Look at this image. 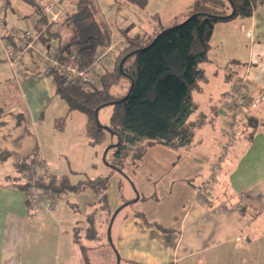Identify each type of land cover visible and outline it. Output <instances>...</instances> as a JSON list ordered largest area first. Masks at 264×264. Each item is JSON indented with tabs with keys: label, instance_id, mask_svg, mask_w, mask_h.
<instances>
[{
	"label": "crops",
	"instance_id": "0c3cea01",
	"mask_svg": "<svg viewBox=\"0 0 264 264\" xmlns=\"http://www.w3.org/2000/svg\"><path fill=\"white\" fill-rule=\"evenodd\" d=\"M152 1L149 0L148 6L142 11L148 12ZM184 1L186 3L183 8L173 11L172 21L168 26L172 25L173 20L180 15H183V19L189 17L192 0ZM259 1L253 16L237 17L215 24L208 58L199 65L197 88L194 93L201 91L202 80L209 86L212 72L217 74L221 72L225 91H222V95L209 91L205 105L198 103L193 93L198 109L191 119H201L193 141L180 148L159 144L179 152L181 163L176 162L172 170L182 169L181 173L177 178L168 179L173 198L177 200L185 197V192L183 196V193H178L181 186H177L178 196L175 195L176 182L190 176L192 172L199 171L204 176L200 178L197 190L185 185L184 182V190H189L187 205L183 203L180 207H176V202L174 205L163 207L164 193L162 195L160 185L162 186L165 181L158 176H150L145 181L140 175L141 187L145 191L142 194L140 191L138 199L142 201L141 209L128 211L120 220L117 229L116 248L121 254V263L125 261L127 264H264V103L253 112L259 125L253 133L251 132L252 134L248 133L243 123L237 126H241L242 132L248 133L246 139H242L236 129L231 132L233 100L228 98H231L230 93L241 77L237 79V74L227 73L228 62L234 58L222 57L220 51L226 37L229 43L230 37L235 33L239 34L240 38L248 35L250 42L253 40L255 42L257 37L259 42H264V0ZM99 3L110 24L112 36L115 33L121 35L127 33L131 36L147 33L153 36L168 27L162 21L157 25L154 23L152 26L147 25L148 21H151L150 17L153 20L154 17L158 18L159 12L151 16L147 13V17L144 18L141 16L142 12L135 7L117 8L115 0H99ZM9 13L14 16L13 20L20 23L14 25L13 31H8L6 26L0 27L2 49L0 156L8 153L7 158L0 160V264H59L60 258L57 260L56 251L59 248L60 253L64 231L69 235L71 233L69 245L74 244L79 250L77 264H91V260L85 254L86 249L99 247L102 244L103 236L107 235L108 225L105 230H102V227L108 215L116 211L124 201L128 200L131 204L137 200L125 198L122 190L119 189V182L110 179L109 206L105 211L100 209L98 198L90 188L78 192L53 194L48 192L49 196L59 197L62 200V202L59 200L58 206L51 211L45 209L39 202L28 201L25 190L20 186L27 171L22 167H33L41 161L43 170L46 169L59 178L54 169L44 167V156L36 138L39 134L38 128L46 125L44 112L55 94L59 96L53 76L46 71L48 61L40 62L37 52H56L58 46L53 42V46L49 47L41 38L39 44L46 49L45 51L35 48V58L32 49L18 59L16 65L9 66L5 59V48L10 46L14 51H18L28 38V34L34 31L37 33L38 21L33 9L22 0H0V23ZM3 25H6L5 21ZM59 29L64 34L63 42L69 43L72 40L71 29L68 26H61ZM229 30H232V33L227 35ZM219 32L221 35L216 50L215 38ZM215 51L217 52L214 54ZM212 52L214 56H211ZM254 60L255 49L251 46L248 61L246 57L242 61L255 64L257 67V62ZM102 68L100 70H105L107 67ZM249 68L250 65L246 68L248 77ZM239 72L238 76H242L241 71ZM261 77L249 79L252 94L264 90ZM207 86H204L205 89ZM68 112H71L69 108ZM58 113L61 112H53V114ZM65 117V115L56 116L54 121L58 124L60 119ZM86 123L87 117L83 128L84 136H86ZM63 125L60 127L62 130ZM207 134H213L216 138L215 143L208 146V155L214 159L212 162L202 155L191 157L194 140L198 135ZM86 139L89 141L87 136ZM149 145L152 147L156 144ZM227 159L230 160V164H223ZM137 161L143 160L139 158ZM195 163H198L196 165L198 170L194 169ZM137 164L139 168L140 162ZM141 171L148 170L141 168ZM86 178L91 177L81 178L79 182ZM67 204L69 210L76 214L75 218H68ZM156 205L161 206V209ZM172 206L175 207L170 210ZM145 209L149 212H143ZM118 216L119 213L115 220ZM87 218L90 220L89 223L94 219L92 225L96 226V238H89L87 235V229L85 230L84 227ZM114 256L111 255L110 263Z\"/></svg>",
	"mask_w": 264,
	"mask_h": 264
},
{
	"label": "trees",
	"instance_id": "16d2710c",
	"mask_svg": "<svg viewBox=\"0 0 264 264\" xmlns=\"http://www.w3.org/2000/svg\"><path fill=\"white\" fill-rule=\"evenodd\" d=\"M22 1L38 16L37 33L44 30L40 38L49 47L55 41L58 45V58L63 62L71 54H76L77 64L88 67L93 63L98 48L111 41L110 24L99 0H76L74 10L65 12L62 21L51 24L44 9L46 0ZM115 1L119 9L135 7L144 10L149 3V0ZM258 1L192 0L189 17L181 24L164 28L153 36L147 33L133 36L120 34L127 46L116 55L114 61L106 65L105 70H100L102 85L99 89L86 90L79 81L68 80L61 70L54 68L52 76L57 93L66 101L69 111L78 110L86 115L85 135L91 145L105 144L106 148L120 139V145L109 150L107 161L128 175L126 170L142 158L147 145L163 144L180 148L193 141L195 131L201 124V119H191L198 109L193 93L197 88L199 65L208 58L215 24L237 17L253 16ZM233 9L235 13L231 18L218 17L231 14ZM61 26L71 29L72 40L67 44L63 42L64 34L59 29ZM131 52L135 53L125 60L121 72L119 65ZM132 80L134 86L130 95L121 102H115L127 95ZM230 94L234 101L232 92ZM108 105L113 106V112L107 126L114 134L99 126L95 118V110ZM242 123H246L252 133L259 125L253 114L250 117L243 115L236 120L231 119L233 132ZM7 157L8 153H5L0 156V160ZM22 168L27 170L24 174H29L32 169L30 166ZM113 171L120 172L116 168ZM111 177L112 174H107L71 184L68 178L58 180L44 169L40 172L36 186L52 194L90 188L98 198L100 209L105 211L109 206ZM20 186L25 190L29 202H39L31 182H22ZM125 203L130 204V201L126 200L122 205ZM91 224H94V219ZM96 236L93 227L88 237Z\"/></svg>",
	"mask_w": 264,
	"mask_h": 264
},
{
	"label": "rangeland",
	"instance_id": "374dc122",
	"mask_svg": "<svg viewBox=\"0 0 264 264\" xmlns=\"http://www.w3.org/2000/svg\"><path fill=\"white\" fill-rule=\"evenodd\" d=\"M261 1V0H260ZM259 1V2H260ZM184 0H153L151 3V6L147 12V10L142 11L139 10L141 13V16L146 18L147 13L153 14L155 12H159L158 18L154 17L149 18L151 21H148L147 25L152 26V23L157 25L161 21L168 24L172 21V14L173 11L180 10L185 5ZM182 14V13H180ZM183 15H180L179 18H175L173 20L172 25L165 27V29L175 26L176 24L183 23L187 18L183 19ZM14 16L9 13V15L5 18L6 25H3L2 21L0 24V27L6 26L8 28V31H13V27L15 24L20 23L17 20H13ZM176 20V21H175ZM259 20H261V17H259ZM239 21V20H238ZM237 23V22H232ZM233 25V24H231ZM239 25V24H238ZM161 30V29H158ZM157 30V31H158ZM232 30H229L227 35H230ZM160 31H158L159 33ZM33 35L36 34V32H32ZM220 32L215 38V47L216 50H218V41L220 37ZM251 35H249L250 37ZM230 42L228 43V39L226 37L225 41L221 45L220 51H222L221 56L227 57V58H234L228 62V68L227 73L229 74H237V79L242 77L245 72L248 65H250L249 68V79L252 80V78L260 79L259 76L264 77V42H259L258 37L255 38V42H250V39L248 41V35H243L242 38L239 37V34L235 33L233 34V37H230ZM41 41H37L34 43V51L36 58V49L40 50H46L42 45H40ZM58 46V45H57ZM254 47L255 49V62L258 65L256 67L255 64L251 65L250 63H243V58H249L250 54V47ZM217 51L214 52V54ZM219 52V51H218ZM235 52V53H232ZM0 54H2V49L0 47ZM213 52L211 56H214ZM4 55V54H3ZM1 56V55H0ZM233 56V57H232ZM215 58V57H214ZM6 62L10 66L9 60L6 58ZM18 61V60H17ZM16 61V63H17ZM15 63V65H16ZM202 63V62H201ZM200 63V64H201ZM217 66V64H215ZM15 70V68H14ZM16 71V70H15ZM241 71L242 76H238V72ZM240 74V72H239ZM258 74V75H257ZM261 77L262 81L264 82V79ZM125 84L128 82L124 81ZM209 86H207L208 83H204L203 80L201 82L202 89L201 91H196L194 93L195 100L198 101V103H202V105H205L206 98L210 93L216 92L222 95V91L224 90V83L223 80H221V72L218 74L216 72H212L210 79H209ZM204 86H207V89H205ZM233 99L232 97L228 98ZM54 111H59L61 113L53 114ZM113 112V106L108 105L102 108L99 111V120L103 125L109 124L111 114ZM67 113V114H66ZM65 118H61L59 123L57 124L54 121V118L56 116H61ZM44 119L46 120V125L43 128H38L39 134L36 136L37 138V145L40 148V150L43 153L44 156V167L46 168H52L53 171L57 174V176L61 179L62 176H66L68 178L69 182L71 184H77L81 178L84 177H91L95 178L98 176L106 175V174H112L111 179H116L119 182V189L122 190V193L125 198H134L136 199L138 195H140L144 191V189L141 187V179L139 178L140 175L142 176V180H147V178L150 176L152 177H161L162 181H165L162 186L160 185V191H162V195L164 193V196L162 198V206L168 207L170 205H175L176 207H180L183 203L187 205L188 201V195L187 193L189 190H184L183 183L185 182V185H190L192 189L197 190V187L199 186V180L204 175L197 171L192 172L190 176L184 177L183 175H186V173H183L182 177L186 178L184 180L181 179L176 182L175 184V195L177 194V186H181V189H179L178 193L185 192L184 199H175L173 198L174 195H171V191L169 188V178H177L179 174L181 173L182 169L172 170L173 167L177 164L176 162H180V157H178L179 152L177 150H171L167 149L166 147L156 144L152 147L150 145H147L145 148V152L143 153L142 160L143 161H137L126 170V173L128 175L122 174L120 172L113 171V168L108 166L106 162L103 159L104 151H105V144L103 145H91L89 144L88 139H86V136H84L83 128L86 120V116L84 113L73 110L70 113L68 112V105L65 101H63L59 96L55 94V97H53L48 109L44 112ZM64 123V125H63ZM64 126V129H60L61 126ZM244 128L249 132L252 131L251 128L247 126L245 123ZM236 132L238 131L241 138L247 137L248 133L242 132L241 126H237ZM116 140V138L114 139ZM216 141L215 136L213 134H207V135H198L197 138L194 140V147L192 148L193 153L191 154V157H199V156H205L209 159V161H213L214 159L211 158V155H208V146L213 145ZM189 151V149H188ZM176 156V157H175ZM179 160V161H178ZM230 160L227 159L223 162L225 165H229ZM140 162V166L138 168V164ZM195 162V160H194ZM181 163V162H180ZM184 163V162H183ZM200 163V162H199ZM142 164V165H141ZM193 164V163H192ZM198 163H195L194 169L198 170L199 168L196 167ZM194 165V164H193ZM141 168H144L145 170H148L146 172H142ZM150 172V173H149ZM53 174V173H51ZM152 174V175H151ZM193 174V175H192ZM192 176V177H191ZM168 177V178H167ZM190 177V178H189ZM58 178V180H60ZM153 185V184H152ZM182 190V191H180ZM184 193L182 194V196ZM49 196V195H48ZM178 196V195H176ZM181 196V197H182ZM51 197V196H49ZM52 199H58L60 202L62 200L59 197H51ZM180 198V197H179ZM141 203L142 201H135L134 203H131L127 205L125 208L121 209L119 211V216L115 220V223L113 225L111 237H112V243H110L108 236H103L104 240L102 244L99 247H93L91 249H86L85 254L88 255L89 259L91 260V264H120L121 263V254L119 253L117 246V229L120 225V220L128 213L130 210H136L139 211L141 209ZM122 206V205H121ZM119 206L118 208H120ZM161 209V206L156 205ZM174 206V207H175ZM174 207L172 206L170 210H173ZM55 209V208H54ZM67 216L68 218H75L76 214L69 210L70 207L67 204ZM117 210V209H116ZM145 213L149 212L148 210L143 211ZM57 216V215H56ZM106 222H104V225L102 227V230L107 228V222L109 221V217ZM77 217H79L77 215ZM89 218V217H88ZM86 219L85 223V230L87 229V235H90L93 232V225L88 222L89 219ZM94 218V217H90ZM95 219V218H94ZM90 221V220H89ZM96 227V226H95ZM67 227H65V230ZM86 234V231H84ZM71 235V233H70ZM68 233L64 231V238L61 242V249L59 253V248L56 251V258L59 259V264H77L78 256H79V250L76 248L74 244L69 245V237L71 238ZM86 235V236H87ZM87 243V242H86ZM89 244V243H87ZM91 245V244H90ZM93 245V244H92ZM114 253V254H112ZM111 255H115L114 258L111 261ZM118 255H120V261H118ZM121 264H127L125 261H123Z\"/></svg>",
	"mask_w": 264,
	"mask_h": 264
},
{
	"label": "built area",
	"instance_id": "2783aa9c",
	"mask_svg": "<svg viewBox=\"0 0 264 264\" xmlns=\"http://www.w3.org/2000/svg\"><path fill=\"white\" fill-rule=\"evenodd\" d=\"M76 0H46L44 9L49 19V24L62 21V15L67 11L75 9ZM40 33L28 34V38L22 44L18 51L10 46L5 48V54L11 65H15L16 61L23 57L28 51L34 49V43L40 41ZM55 43V41H52ZM126 43L119 33L113 34L108 45L99 47L93 63L88 66H79L77 64V55L71 54L69 59L65 62L59 60L58 51L46 53L42 51L37 52V58L40 62L48 61L46 71L52 75V70L58 68L61 70L65 78L68 80H77L86 90H96L101 87V73L100 69L114 61L116 55L126 48ZM234 97L231 119L236 120L241 116H252L253 112L264 103V90L258 94H252L251 85L248 77V71L244 76L238 79L232 89ZM234 127H231V132ZM43 170L41 161L36 163L29 174L23 175L24 182H31L33 185V192L39 203L47 210L51 211L58 206V199H52L42 189L36 186L39 181L40 172Z\"/></svg>",
	"mask_w": 264,
	"mask_h": 264
},
{
	"label": "water",
	"instance_id": "95a60500",
	"mask_svg": "<svg viewBox=\"0 0 264 264\" xmlns=\"http://www.w3.org/2000/svg\"><path fill=\"white\" fill-rule=\"evenodd\" d=\"M234 13H235V9H233V12H232L231 14H229V15H226V16H218V17H219V18H231V17L233 16ZM199 14H200V13H199ZM193 16H194V15H193ZM135 52H136V51H135ZM135 52H131V53H129L127 56H125V57L122 59L120 65H119V68H120V71H121V72H123V64H124L125 60H126L130 55H132V54L135 53ZM133 86H134V81L132 80V81H131V87H130V89H129L127 95H126L123 99L118 100V101H115V102H121L122 100H125V99L130 95V93H131V91H132V89H133ZM100 109H101V107H99V108H97V109L95 110V118H96V121H97L98 125L101 126V127H103V128H105L106 130L110 131L111 134H114V132L111 131V129H110L109 126H107V125H103V124L100 122V120H99V111H100ZM120 143H121V141H120V139H119L117 143H112V144H110L109 146H107L106 149H105V151H104L103 159H104V161L106 162V164H107L108 166H110V167H112V168H116V169H118L122 174H125V173H124L121 169H119L117 166L112 165V164H110V163L107 161V154H108L109 150H110V149H113V148H115V147H117V146H119ZM125 175H126V174H125ZM139 197H140V195H138V197H137L135 200H138ZM127 204H128V203H125V204L122 205L120 208H118V209L114 212V214H113V216H112V218H111V220H110V222H109L108 229H107V236H108V239H109L110 243H112L111 232H112V226H113L114 220H115L117 214L119 213V211H120L123 207H125ZM118 261H120V255H118Z\"/></svg>",
	"mask_w": 264,
	"mask_h": 264
}]
</instances>
